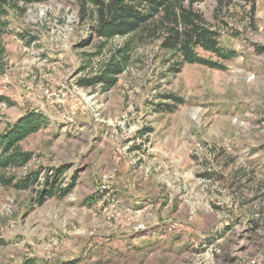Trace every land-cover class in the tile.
I'll return each instance as SVG.
<instances>
[{"label": "rangeland", "instance_id": "1", "mask_svg": "<svg viewBox=\"0 0 264 264\" xmlns=\"http://www.w3.org/2000/svg\"><path fill=\"white\" fill-rule=\"evenodd\" d=\"M191 9L236 52L225 69L184 63L174 73V55L137 32L107 91L77 80L127 37L95 55L101 41L76 0L19 2L1 17L0 131L29 111L48 121L20 142L31 159L6 172L17 180L36 170L35 183L0 185V264H264V0H193ZM169 94L182 102L161 110ZM61 168L57 183L70 190L36 204L44 176ZM124 177L131 190L148 182L157 198L125 211L101 201L99 185L116 195ZM138 224L155 228L124 243L122 228L145 230Z\"/></svg>", "mask_w": 264, "mask_h": 264}, {"label": "trees", "instance_id": "2", "mask_svg": "<svg viewBox=\"0 0 264 264\" xmlns=\"http://www.w3.org/2000/svg\"><path fill=\"white\" fill-rule=\"evenodd\" d=\"M42 1L46 0H0V19L9 8L18 7L19 2ZM76 1L79 4L80 19L91 21V33L101 41L95 55L100 54L106 42L112 38L127 37L121 45L109 51L106 59L97 69L93 68L89 75L78 78L77 84L81 87L99 85L103 91L113 87L117 76L131 62L135 41L133 35L137 32L142 39L149 37L160 40L161 48L174 55L176 58V66H173L174 73L184 63H198L209 68L225 69L224 62L236 56L234 50L221 44L218 32L204 22L201 14L191 9L193 0H187L189 3L187 7L183 4L184 0ZM199 51L209 55H202ZM93 55H86L88 56L86 66L91 64ZM5 56L4 46L0 44V74L4 73L6 68ZM168 97L172 101V106L160 107V109L173 111L182 100L174 94H169ZM6 100V97L0 94V102ZM47 121L44 113L29 111L8 123L0 131V185L23 189L35 183L39 175L36 170L17 180H14L13 176H7L6 172L10 168L24 166L31 159V152L23 150L20 142L28 135L45 127ZM63 169H55L51 174L44 176L37 196L34 197L36 204H41L52 195L62 197L70 190L73 182L67 187L59 186L57 183ZM21 264L48 263L27 258Z\"/></svg>", "mask_w": 264, "mask_h": 264}, {"label": "crops", "instance_id": "3", "mask_svg": "<svg viewBox=\"0 0 264 264\" xmlns=\"http://www.w3.org/2000/svg\"><path fill=\"white\" fill-rule=\"evenodd\" d=\"M123 175L127 177V175L125 174V170H123ZM128 181L124 177V178H122L121 182L119 181V184L116 187V197L120 203L121 210L125 211V210L130 209V208L135 209L137 207H141V205L143 203H145L146 200H152V199L155 200L157 198L156 195L152 194V190L149 187L150 184L148 182L145 185H143L142 187L135 188V189L131 190L128 188V186H129ZM171 216H174V214H171ZM162 217L164 218V215H162ZM168 219L169 218H164L161 223L166 226L168 221H169ZM200 220H201V226L197 225V222H196V224H194V227L197 229L204 227L205 218L203 215L200 218ZM177 221L180 222L181 219H177ZM126 223H129L128 219H127ZM154 225L155 224L147 225L146 229L143 231H135L134 230L132 232H129L130 230L126 229L127 227L122 228L121 239L124 243H128L131 240H135L136 238H139V237L143 238L144 236H146L144 234H148L149 232H151L150 231L151 229L153 230L155 228ZM182 227L186 231H191V228L187 227V225L186 226L182 225Z\"/></svg>", "mask_w": 264, "mask_h": 264}, {"label": "built area", "instance_id": "4", "mask_svg": "<svg viewBox=\"0 0 264 264\" xmlns=\"http://www.w3.org/2000/svg\"><path fill=\"white\" fill-rule=\"evenodd\" d=\"M99 190L102 193V201L115 202L117 200L116 195L114 194L108 183H101L99 185ZM137 229H145V226L143 224H138Z\"/></svg>", "mask_w": 264, "mask_h": 264}]
</instances>
